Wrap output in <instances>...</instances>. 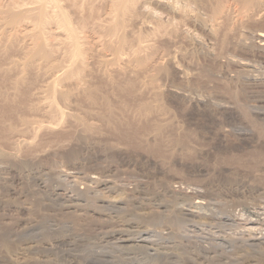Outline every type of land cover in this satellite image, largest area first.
Here are the masks:
<instances>
[{
    "label": "rangeland",
    "instance_id": "obj_1",
    "mask_svg": "<svg viewBox=\"0 0 264 264\" xmlns=\"http://www.w3.org/2000/svg\"><path fill=\"white\" fill-rule=\"evenodd\" d=\"M69 1L59 4L77 31L103 42V0ZM32 6L0 0V264H264V55L232 46L264 31V15L210 39L179 24L199 46L168 43L165 29L147 74L105 65L111 47L86 38L82 71L66 73L57 20L43 31L48 57L22 65L30 41L7 23Z\"/></svg>",
    "mask_w": 264,
    "mask_h": 264
},
{
    "label": "bare ground",
    "instance_id": "obj_2",
    "mask_svg": "<svg viewBox=\"0 0 264 264\" xmlns=\"http://www.w3.org/2000/svg\"><path fill=\"white\" fill-rule=\"evenodd\" d=\"M70 1H71V4L73 3L74 5H78L77 1H79V0H70ZM90 2L93 3L92 0H81L82 6H83V4L84 5L89 4ZM102 2L105 5V12L103 13L106 15V17L104 18L105 20L99 21V23L94 22L93 25L96 27V30H99V29L103 30V34L100 32L101 35L104 36L103 42H101L102 40H100V36H99V38L92 36V35H94L93 33H91L92 35H88V36H87V33H84L85 36L83 34H80L82 32L79 33L77 31V29L74 27L73 23H71V21H69V19L67 18V15L65 14L64 9L59 4V0H39V6L38 7L36 6L37 7L36 9H34L32 6V9L34 10V12H33V10H26V11H24L25 12L24 13V12H22L24 10L23 9V10L19 11L20 12L19 14L18 13L11 14L10 20L7 23V27L9 28L10 33L11 34L13 32H14V34H16L17 32L19 34L22 33L21 36L28 38L30 41V44H28L29 48H26V49H29V52H27L28 54H26V57L28 56V58L26 60V63H23L22 65L26 66L27 63L29 64V62H31L30 60L35 59V57L36 58L42 57V56H45V58L48 57L47 56L48 54L45 53V49H43V48H46V41H45V34L46 33L44 34L43 31L46 29L45 25H48L49 23H52V22H54V24H55V20L58 21L56 23H58V25H59V27H56L55 29H59V28L62 29L63 40L61 39L62 43L60 45L63 44V46L68 47V49L66 47V50H67L66 53H68L67 55L69 57H67V55H66V57H67V60H70L69 64L66 63L67 65H64L60 70H64L66 72V71H69L71 69L70 71L72 72L75 69L73 67L76 63H78V65L76 64L78 67L75 65L77 67L76 69L79 70L81 68V64H83L84 59L82 57V51L80 49V45L83 44L84 41H87L86 38H88V39L91 38L90 40L92 41V44H95V45L98 44V47L104 46V47H102V50H103V48L107 49L108 47H111L108 50L111 54H109V55L103 54V57H105V61H106V62L104 61L105 65H106V63H110V65H114V64H116V62L120 63L121 61L125 60V61H127L128 65H129V63H133L136 66L138 63L141 67V69L139 71L140 72L142 71L144 74H147L149 72H152V69H150L149 67L147 68L146 67L147 65L145 63V61L148 58V53H149V50L151 48V43H152V41L157 40L162 35L161 33L165 29H168L169 31L166 33L170 34L168 37L166 35H164L168 38V40H166L167 42L169 41V42L173 43L176 40L183 39V41L185 43H191L192 45L195 44V45L199 46L197 40H195L187 31H185V30L179 31V29H177L179 24L184 23V24H189L192 26H197L203 31V34H205V36H207L210 39L216 35V33L220 30V28L226 26V22H228V21H229L228 23L231 22L229 27L232 24V26L229 28V29H231L237 23H240V24H242V23L246 24L248 22L254 23L258 20L259 17L264 15V0H103ZM32 5H33V3H32ZM74 7H76V6H74ZM1 12H3V11L0 10V13ZM21 12L24 14H26V13L27 14L31 13V15L34 14L35 16L33 15V17L36 18L35 21L38 19L36 21L37 23H34V24L30 23L32 25H26L27 24V23H25L26 21L23 23V20H22L23 17H21V14H22ZM1 14H0V16H1ZM24 14H22V15H24ZM20 17L22 19H20ZM24 18H27V17H24ZM32 20H34V19L32 18ZM100 22H102V23H100ZM95 27H94V29H95ZM135 28L137 29L136 32H134ZM226 29L229 31L228 26L226 27ZM165 31H167V30H165ZM171 31H172V33H171ZM253 34H254V35H252L253 39L251 38L252 41L249 39L250 42H246L245 40H243V38H239L236 41L232 42L233 43L232 46L237 50L241 49V50L249 51V53L256 52V53H259V55L260 54L264 55V31H260V30L255 31V33H253ZM50 35H52V34H50ZM82 35H83V37H82ZM164 36H162V37H164ZM162 37H160V38H162ZM33 39H35L34 42H33ZM107 42H108V44H107ZM103 43H104V45H103ZM154 43L155 42H153L152 44H154ZM228 44H230V43H228ZM32 45H33V47H32ZM96 47H97V45H96ZM66 50H64V51H66ZM210 52L211 51L203 49V55L206 58L211 56ZM239 52H242V51H239ZM169 63H170V66L173 70L175 69V71H178L177 73L181 74L180 77L182 78L183 77L182 75L185 74L184 71L181 72L182 70H179L178 68L176 70L175 66L174 65L172 66L173 62H169ZM144 65H146V66H144ZM236 65H239L242 69L247 68V66H249V65H246L244 63H236ZM250 65H252V64H250ZM58 70L59 69H55L54 71L51 72V74L54 76V78H53V80L50 81V83L48 82L49 84H48V86H46L47 92L49 91V94L51 92V95L57 93L56 91L58 88L56 89V87L59 84L58 83L60 80L59 78H61V76L57 75ZM80 70L82 71V69H80ZM120 70H121V68H120ZM186 75L188 76V73ZM186 75L183 78H186ZM240 77L242 79L244 76L238 75V79ZM255 81H254V83H255ZM187 82H188V80H187ZM257 82H259V81H256V83ZM171 92L173 94H176V95L180 94L177 91H171ZM47 95H48V93H47ZM51 104H52V102H51ZM49 108L54 109L52 111L56 112L55 106L53 108V106L51 107V105H50ZM62 115L63 114H61V117L64 116V115L63 116ZM243 126H245V125H243ZM240 128L241 129L244 128V130L247 132L249 130L251 131V129H249L247 126L246 127H240ZM74 154L72 152L68 153L66 155L67 160L68 161L70 160V162H71V159H72V161H73ZM63 173L65 175L64 177L69 178V176H68L69 173L68 174L65 172H63ZM72 177L74 179V176H72ZM75 181H76V179H75ZM81 195H82V193H81ZM200 196H201V194H200ZM196 203L198 204L201 202L199 200H197ZM262 209H264V208H262ZM70 214L72 215L73 213H70ZM172 217L173 216H171L170 218H172ZM172 219L174 221V218H172ZM257 230H259V229H257ZM261 233H262V231H261ZM1 238H2V236H1ZM236 240H237V238H236ZM0 241H2V240H0ZM123 242H125V241H123ZM148 247L149 246H147V248ZM217 248H219V247H217ZM152 257H153V255H152ZM226 257H228V256H226ZM189 259H190V257H189Z\"/></svg>",
    "mask_w": 264,
    "mask_h": 264
}]
</instances>
